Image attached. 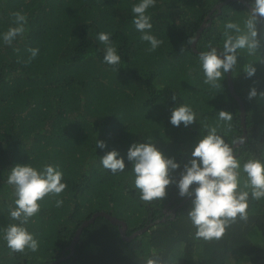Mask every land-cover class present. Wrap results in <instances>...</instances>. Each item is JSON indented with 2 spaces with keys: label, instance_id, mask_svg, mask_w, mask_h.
<instances>
[{
  "label": "trees",
  "instance_id": "trees-1",
  "mask_svg": "<svg viewBox=\"0 0 264 264\" xmlns=\"http://www.w3.org/2000/svg\"><path fill=\"white\" fill-rule=\"evenodd\" d=\"M136 2L0 0V32L12 25L13 12L28 18L21 37L11 45L0 42V228L14 222L9 217L14 190L6 183L12 166H59L67 185L60 194L62 206H55L57 197L46 196L26 225L39 241L38 250L12 252L0 239V264H145L153 250L162 264H264V199L250 198L247 220L230 223L221 238L196 239L186 215L189 198L180 197L175 185L166 188L162 200L142 201L127 160L125 172L117 175L100 164L107 151L116 149L125 157L131 143L150 138L181 164L172 173L178 178L192 145L209 126L217 127L241 162L264 158V101L248 97L252 87L264 91V41L257 53L239 50L230 72L244 108L242 143L233 144L243 128L226 74L222 87H211L198 63V53L209 43L222 49L227 21L243 27L249 11L244 2L155 0L147 10L151 32L162 41L155 51L147 50L131 23ZM257 27L264 32V20ZM99 32L111 34L119 65L102 61ZM33 47L39 53L25 63ZM247 64H255L253 77L244 74ZM180 104L196 113L186 128L168 121ZM220 110L230 112L231 121L219 120ZM96 139L105 142V149L95 147ZM245 180L242 173L241 185ZM98 212L123 221L126 236L145 230L126 241L117 225L98 215L81 228L69 255L76 230Z\"/></svg>",
  "mask_w": 264,
  "mask_h": 264
},
{
  "label": "clouds",
  "instance_id": "clouds-1",
  "mask_svg": "<svg viewBox=\"0 0 264 264\" xmlns=\"http://www.w3.org/2000/svg\"><path fill=\"white\" fill-rule=\"evenodd\" d=\"M250 11L243 22L227 21L222 33V49L209 43L207 51L198 54V63L204 75V83L211 87L221 86L225 74L232 72L238 64L239 50H247L248 54L258 52L264 41V32L257 27L264 20V0H248ZM155 0H137L131 7V23L140 33V39L149 45L148 51H155L162 43L151 32V16L147 10ZM12 25L0 32V42L11 45L17 37L26 31L27 15L21 11L12 14ZM98 41L103 45L102 61L109 66L121 63V55L111 39V34L99 32ZM25 63H31L39 53L38 47L27 49ZM255 64L244 66L246 77L256 74ZM259 97L264 101V91L257 92L255 87L249 89V99ZM172 99L175 101V97ZM218 119L229 122L232 115L228 111H218ZM173 127L183 125L185 128L196 121V113L188 104L176 105L168 117ZM230 127V124L228 125ZM243 142L237 138L233 144ZM95 147L105 149L104 141L96 139ZM100 159L101 166L111 174L125 172L127 160L131 165L133 185L139 191V199L150 202L162 200L166 196V188L175 185L177 194L189 198L186 215L194 228L196 239H219L230 223L237 219L248 218L249 199H264V158L247 159L241 162L232 145L217 132V127L209 126L205 134L192 145L190 158L183 164L178 178L172 173L181 168L174 157L165 156L153 143L133 142L121 157L116 149L107 151ZM246 177L241 185V174ZM63 172L59 166L44 164L34 167L32 164H16L9 169L6 183L14 190L15 199L9 208V217L13 223L0 228V239L12 252H36L39 241L26 225L40 210V201L46 196H55V206L63 205L60 194L67 185L63 180ZM192 186V187H190ZM173 213V211H172ZM145 264H162L160 255L153 250L146 258Z\"/></svg>",
  "mask_w": 264,
  "mask_h": 264
},
{
  "label": "water",
  "instance_id": "water-1",
  "mask_svg": "<svg viewBox=\"0 0 264 264\" xmlns=\"http://www.w3.org/2000/svg\"><path fill=\"white\" fill-rule=\"evenodd\" d=\"M239 1L240 2H244V4L247 6V8L250 11V7H249V5L245 1H243V0H239ZM220 6H221V4L217 5L215 8H217L219 10L220 9ZM203 27H204V25L202 24L201 28L199 29L198 33L196 34V37H195L196 39H195V41L192 44V49L194 51H195V42H196V40H197V38L199 36V32L202 30ZM226 80H227L228 89H229L231 95L233 96V98L237 101V103L239 105V108H240V118H241L240 121H241V126L243 128L241 138L243 140L246 137V132H245V128H244V108H243V104H242V102L240 101L239 97L236 95V93L234 91V87H233V84H232V81H231V78H230V72L229 73H226ZM236 144H238V143H236ZM173 214H174V209H173ZM98 215L107 218L111 223L117 225L118 226L119 233H120L122 239L123 240H126V241H129L130 239L134 238L137 234H139L140 232H142L143 230H145V228H144L143 230H138V231L133 232L130 236H126L125 235L126 224L123 221L118 220L115 217H113V216H111V215H109V214H107L105 212H98V213L92 215V217L89 220L84 221L82 223L81 227L76 230L75 236H74V238H73V240H72V242H71V244L69 246V248L71 249L69 255H71L72 249L74 247V244L76 243V241L79 238V234H80L81 228L82 227H86L89 223H92L94 221V219L96 218V216H98Z\"/></svg>",
  "mask_w": 264,
  "mask_h": 264
}]
</instances>
